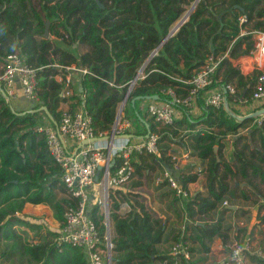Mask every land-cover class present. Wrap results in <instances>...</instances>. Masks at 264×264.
Masks as SVG:
<instances>
[{
    "label": "trees",
    "instance_id": "16d2710c",
    "mask_svg": "<svg viewBox=\"0 0 264 264\" xmlns=\"http://www.w3.org/2000/svg\"><path fill=\"white\" fill-rule=\"evenodd\" d=\"M191 1L0 0V71L5 55L17 50L36 69L39 96L29 108L19 109L0 94V264H88L81 247L69 243L57 246L56 230L38 229L27 235L28 226L20 224L19 213H25L27 203L43 204L50 208L58 227L70 201V197L58 196L65 192L61 167L48 150L44 132L38 130L41 125L38 117L43 114L42 124L48 121L55 126L62 110L60 104L74 99L70 107L83 104L97 133L110 129L117 102L143 64L144 74L131 87L129 100L137 95L157 94L158 100L171 101L169 89L184 95L189 87L184 80L209 57L217 58L225 52L216 70L215 84L231 83L236 89L233 94L224 93L226 105L220 106L205 104L200 90L196 99L202 113L197 117L187 106L175 103L183 109V116L170 124L156 121L148 116V111L141 110L145 98L135 99L126 108L135 121L141 123L142 118L147 122V126L141 123L142 129L133 132L136 135H144L147 130L157 132L158 126L166 127L158 137V145L165 141L164 145L160 144L161 156L168 148L166 142L173 141L163 140L172 139L169 132L176 135L180 129H186V137L177 140L178 143L205 162L200 170L189 167L173 172L187 189L203 173L204 192L177 196L166 180L157 186L168 188L163 195L174 206L176 218L181 215L175 207L178 204L186 214L185 221H191L184 229V238L193 245L189 250L208 253L215 236H220L223 243L227 241L231 226L222 217L225 207L215 220L204 217L223 200L236 203L235 198L249 200L253 193L263 194L260 184L264 183V118L250 125L254 115L237 117L230 106L233 101L243 104L242 99L249 97L257 70L244 74L230 58L251 52L252 38L240 34L239 18L246 16L244 24L249 28H264V0H198L187 19L170 33ZM47 20L48 36H45ZM71 63L86 68L79 79L82 90L62 96L64 71L55 64ZM41 105L47 107L49 114L38 109ZM245 127L248 132L239 131ZM228 132L235 137L230 159L225 160L221 149ZM157 153L134 151L131 155L134 173H141L146 158L156 159ZM234 181L246 183L241 187ZM121 201L113 194L109 212L113 221L108 236L112 244L110 264H174L175 261L193 264L188 259L178 260L171 252V243L178 239L181 227L167 226V220L139 201L130 202V210L122 215L118 212ZM258 203L259 210L264 209V201ZM96 209L95 206L93 211ZM94 218L105 242L108 234L102 215L94 214ZM258 221L264 224V212L258 215ZM31 223L42 228L41 223ZM164 242L170 248L161 250ZM259 249L264 255V242ZM249 258L264 264V256L257 253H249Z\"/></svg>",
    "mask_w": 264,
    "mask_h": 264
},
{
    "label": "built area",
    "instance_id": "2783aa9c",
    "mask_svg": "<svg viewBox=\"0 0 264 264\" xmlns=\"http://www.w3.org/2000/svg\"><path fill=\"white\" fill-rule=\"evenodd\" d=\"M246 16L239 18L240 34H249L252 38L253 48L248 54L255 59L253 70H257L254 78L252 92L249 97L242 99L243 104L251 101H264V28H249L244 22ZM264 21V17H263ZM156 50L152 52V55ZM209 57L202 65L197 67L192 75L184 80L189 84L187 92L179 95L169 89L171 101L149 99L146 109L154 120L162 123H172L176 118L174 104L192 107L200 90L203 91L205 104L220 106L225 104V92L235 93V86L231 83L217 85L216 70L222 57ZM244 56V55H242ZM240 57V56H238ZM238 57L230 58L234 66L238 67V62L234 60ZM64 71V87L60 94L68 96L72 94L71 83L74 71L86 72L85 67L55 64ZM144 64L139 68L135 78L131 80L129 88L122 97L129 96L131 87L136 79L144 74ZM60 80L62 75H57ZM19 85V89L17 85ZM0 94L7 100H16L20 97L28 101L39 99L37 91L36 69L29 65L23 56L16 50L5 55L0 71ZM121 100V102H122ZM123 103V106L125 105ZM176 105V104H175ZM226 105V104H225ZM123 108V107H122ZM122 111V110H121ZM131 122L124 114H116L111 128L104 131L95 130L91 115L86 111L83 104L77 108L67 106L61 110L59 120L55 126L50 123L41 124L38 130L45 134L48 150L55 161L61 167L60 178L65 190L70 197V201L65 207L64 217L57 227V246L62 243H69L81 247L85 254L88 264H110L111 242L109 240V207L108 201L111 191L115 187L127 183L134 175V164L131 159L132 153H157L158 133L149 132L146 137L131 139L123 135L130 132ZM117 134L110 139L88 142L76 149L77 143L84 138L94 135ZM71 140V143L67 141ZM178 168V164H174ZM201 167H197L200 170ZM175 170L164 168L161 175L156 178L157 182L166 180L169 187L174 189L177 196H186L192 192L184 188L182 183L173 172ZM98 186L95 196L92 188ZM95 201L101 206L95 205ZM227 201L223 200V204ZM96 206V210H94ZM100 208V209H99ZM94 214L102 215L101 221L107 229V236L103 242L99 235V229L94 218ZM185 223L181 226V232L177 240L172 243L171 252L177 259H189L190 250L187 240L184 238ZM249 238L244 241L233 240L228 244V263L229 264H259L249 258ZM258 255L264 256L258 249ZM175 261L174 264H176Z\"/></svg>",
    "mask_w": 264,
    "mask_h": 264
},
{
    "label": "rangeland",
    "instance_id": "374dc122",
    "mask_svg": "<svg viewBox=\"0 0 264 264\" xmlns=\"http://www.w3.org/2000/svg\"><path fill=\"white\" fill-rule=\"evenodd\" d=\"M193 3H194V0L191 1L189 3V5H187V10L182 14V16L189 10V8L192 6ZM176 22H178V20ZM176 22L173 24V26L176 24ZM83 48L84 47H81V50ZM73 86H74V84L72 85V87ZM121 100H122V98H121ZM121 100L118 101L116 104V113H117V109L119 108V106L121 104ZM147 101H148V99H145L142 101V108H143L142 111L146 110L144 108H146ZM12 102L15 105H17L15 100H12ZM129 103H130V100L127 98V101L125 102V105L122 108L121 114H124L127 118H129L130 122L133 123L134 118H133L131 112L126 111V108L129 106ZM230 106H231V112L237 117L247 115V114L254 115V120L251 122L250 125H252L254 122L259 121L260 119L264 118V112L260 113V111L264 108L263 104L253 108L252 110H250V108L244 107L243 104H240V103H237L234 101L230 104ZM191 114L195 117L199 116V114H196V113L194 115V112H191ZM38 119H39L40 124H42V122H44V115L43 114H41V116L39 115ZM45 122L48 123V121H45ZM158 127H159V131H157V133H158L159 137H161L162 130H163V128H166V127H164L163 125L158 126ZM140 128H142V127H140ZM167 130L169 131V129H167ZM239 131L248 132V127L240 128ZM187 132L188 131L186 129H180V132L176 135H172L169 132V135L171 136L172 139L166 138L163 140H173V141H167L166 142L168 144V148L166 149V152L164 153V155L161 156L159 154V151L161 149V145L165 144V141H161V142H159V145H158V148H159V150L157 151L158 152L157 153L158 158L153 159L150 156H148L146 158V161L143 163V169H142L141 173L135 172L133 177L127 183H125L122 186H119L118 188L114 189V192L116 193V197L118 199L122 200L121 204H120L122 206V210L127 209L130 206V202H132L134 204L136 202V204H137V201H139V202L143 201V202H147V206L151 205L152 208H149V209H151V211L154 214H157L159 211H161V208H162L161 206H163V205H161V203H163L165 198H166V195L164 196L163 192H166L168 190V188L166 189V187H164V188H159V190H158L157 189L158 182L156 181V178L162 174L164 168L173 169V170H175V172L178 173L179 171L190 166L189 160L191 158L197 157L196 155H194L192 153L191 149H187V148L181 146L177 141L180 138L186 137ZM234 137H235V134L228 132L225 134L224 140H233ZM67 141L71 142V140L68 138H67ZM135 159H136V156H135ZM183 159H186V161H183ZM174 164H178V168H174L173 167ZM199 167H201V166H199ZM58 196L59 197H64V196L68 197V194L65 190V192L59 193ZM112 204H113V196L111 198H109V201H108L109 212H111V210H112ZM167 204H168V202L164 206L166 207ZM95 205L101 206V204L97 203L96 201H95ZM27 206H29V205H25V207H24V210H26L25 213H22V214L19 213V217L21 218L20 224L26 225L29 228L27 235H33V233L36 232V230H38V229L43 230V231L45 230V228L57 230V221L52 218V213L50 211V208L46 207L47 209L44 208V209H40V210L36 211L35 208H30L28 210ZM165 215L167 216L166 213H165ZM184 217H185L184 213H183V215L181 214L178 218H176V216H175L177 225L176 224H173V225L179 229L183 225V223L190 224L191 221H185ZM31 222L41 223L42 228H39L41 226L32 225ZM109 226H110L109 231H111V229H112L111 216H110ZM21 231H24V229H21ZM249 235H250L249 236V242H248L249 248L247 247V249L251 252L252 249L259 247V243H258V246H256L252 232H249ZM34 238H38L37 235H35ZM191 247H193L192 244H191ZM228 253H229L228 248H225L221 251L213 250L210 253H204V252H200V251L195 252L193 250V251H191V256L188 260H190V262L192 261L193 264H228L227 263L228 262L227 261L228 260ZM204 256L206 257V259H199V258L204 257ZM222 259L224 261L220 263V261ZM182 263L183 262H180V264H182ZM2 264H4V263H2Z\"/></svg>",
    "mask_w": 264,
    "mask_h": 264
},
{
    "label": "crops",
    "instance_id": "0c3cea01",
    "mask_svg": "<svg viewBox=\"0 0 264 264\" xmlns=\"http://www.w3.org/2000/svg\"><path fill=\"white\" fill-rule=\"evenodd\" d=\"M234 61L238 62V68L240 69V71L242 73L250 74L251 72L254 71L253 69H254V66L256 63H255V59L253 57H251L250 55L247 54L244 56H240V57H238V59H236ZM79 79H80V72L74 71L72 74V84H71L72 94L81 93L82 89H81V84H80ZM73 84H74V86L72 87ZM16 85L19 89V85L18 84H16ZM252 88H253V86H252ZM15 101H16L17 105H15L13 102H12V105L16 108H19V109L29 108L32 105V103H31L32 101H28L24 97H20V98L16 99ZM73 101H75V100L69 99L66 102H62L60 104V108L63 109L67 106H70V102H73ZM148 101H147V103H148ZM261 104L264 105V101L263 102L251 101L250 103L243 104V105H244V107L250 108V110H252L253 108H255ZM174 106L176 109V111H175L176 118H181L183 116V109H181V107H179L175 104H174ZM140 108H141V110H143L142 103L140 104ZM144 109H146V108H144ZM188 110L190 113L194 112V115H195V113L199 114V115H200V113H202L201 107L198 106L197 99H195L193 101L192 107ZM144 111L146 112L147 109ZM148 116H149V114H148ZM140 121H141V123H144V121L142 119ZM141 123L138 120H136V121L134 120L133 123H131L132 128L130 127V132L133 133L134 131H136L138 129H142V128H140V127H142ZM140 137H141L140 135L134 134V136H131L130 138L131 139H138ZM232 141L233 140H223V147L221 149V155L225 160L230 159L231 152L233 150V142ZM69 143H71V142H69ZM183 161H186V159H183ZM189 164H190V166H188L186 168L192 167L194 170H197V167H199V166H201V168H203V166H205V162L202 161L199 157L191 158L189 160ZM262 164L264 166V161ZM255 181H257V183H258V179H255ZM234 182L236 184L239 182L241 187H244L245 183H246L245 181H234ZM260 187H261V191L263 192V194H259V193L254 194L253 193V194H251L252 198L249 200H245L243 198L238 197V198H235L236 203H229L228 201L226 204L221 203L216 209L208 212L207 215L204 216L205 219H207V220H215L220 215V209L225 207V211L223 212L222 217H223L224 222L231 226L228 230L229 238L227 239V241L225 243H223L220 236H215L211 241L210 251L208 253L212 252L213 250L221 251L225 248H228V244L230 242H232L233 240H239V241L241 240V242H242L245 239H248L250 236L249 232H252V234H253L255 245L258 246V243H259V247L261 246V244L264 242V224H262L258 221V215L263 213L264 209L259 210L258 206L260 203H258V202L264 201V183H261ZM115 188H118V187H115ZM115 188H113L111 195H110V198L113 196V194L116 196V193L114 192ZM247 188H249V187H247ZM247 188H245L246 191H248ZM98 189H99L98 186H94L92 188L91 191H92L94 196L98 192ZM157 189L159 190L158 187H157ZM188 189L193 193L195 191L204 192L205 191L204 174L199 173L197 180L188 184ZM253 199H256V201ZM141 202H143V201H141ZM167 202H168V198L166 197L164 202L161 203V205H163V206H161L162 207L161 211H159L155 215L162 217L164 219V221L167 220L166 221L167 226L171 227L173 224L177 225V222L175 219V215L173 214L174 213V210H173L174 206H172L171 203H168L167 206L165 207L164 205ZM143 203L147 206V202H143ZM26 205H31V204L27 203ZM231 206H234V207H231ZM30 207L35 208L36 211L46 208V206H44L43 204H36V206L31 205V206H28L27 209H30ZM147 207H148V209L152 208L151 205L150 206L148 205ZM175 207H177L180 210L181 214L184 213L183 210L180 209L181 207L178 204H176ZM242 209H245L246 211L242 212ZM129 210H130V206L127 209L122 210V206L120 205L118 212L120 214L124 215ZM23 211L26 212V210H23ZM165 213L167 214V216L165 215ZM184 215L186 216V214H184ZM109 228H110V226H109ZM112 229H113V221H112ZM238 229L240 230V233L238 232ZM36 234H38V232ZM237 234H238V236L236 238H234L235 237L234 235H237ZM187 242H188L189 246H191L192 243H190L188 240H187ZM167 244H168V242L162 243L160 245V249L164 250L166 248L167 249L170 248ZM259 247L252 249L251 252L249 251V253H257V250L259 249ZM190 256H191V251H190ZM223 261L224 260L222 259L220 261V263ZM159 264H163V263H159Z\"/></svg>",
    "mask_w": 264,
    "mask_h": 264
},
{
    "label": "water",
    "instance_id": "95a60500",
    "mask_svg": "<svg viewBox=\"0 0 264 264\" xmlns=\"http://www.w3.org/2000/svg\"><path fill=\"white\" fill-rule=\"evenodd\" d=\"M198 2V0H194V3L192 4V6L189 8V10L178 20V22H176V24L171 28L170 30V33H172L178 26L180 23H182L183 21H185L189 15V13L193 10L194 6L196 5V3ZM48 25H49V21L47 20L46 21V24H45V28H44V35L45 36H48ZM160 44L155 48V50L157 48H159ZM145 98V99H159V96L157 94H148V95H137V96H134L132 98H130V103L133 105L135 99L137 98ZM126 100V97L122 100L119 108L117 109V113L116 114H119L122 110V107H123V103L125 102ZM225 104H226V100H225ZM38 109H44L46 111V113H48V110H47V107L45 105H41ZM261 112H264V108L260 111ZM49 114V113H48ZM142 119V118H141ZM144 121V123L146 124L147 126V122L142 119ZM149 133V130L146 131V133L144 135H140L141 137H146ZM117 134H104V135H94V136H91L89 138H84L82 140H80V142L77 143V146H76V149L83 146L84 144L88 143V142H93V141H97V140H104V139H110L112 136H116ZM123 135H126L128 137H131V136H134L133 133L131 132H126V133H123ZM217 147L215 146V149ZM231 207H234V206H231Z\"/></svg>",
    "mask_w": 264,
    "mask_h": 264
}]
</instances>
